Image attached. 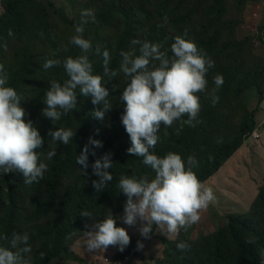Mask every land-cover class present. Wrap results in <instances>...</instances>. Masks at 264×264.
<instances>
[{"label": "trees", "instance_id": "16d2710c", "mask_svg": "<svg viewBox=\"0 0 264 264\" xmlns=\"http://www.w3.org/2000/svg\"><path fill=\"white\" fill-rule=\"evenodd\" d=\"M185 1L93 0L94 5L89 7V10L113 13L121 21V28L112 39H108L110 37L101 38L97 29L96 33L92 35L87 29L84 32V37L91 40L93 49L94 45L96 47L100 45L102 46L101 51L104 49L109 51L110 63L108 67L118 73L111 80L106 76L103 78V83L108 87L111 96L109 101L113 107L110 111L105 112L102 120L90 115L87 120L83 121L69 112L62 115L60 120L48 123L47 118L42 115V109L45 107L43 100L50 87V81L56 80L63 83L68 77L62 64L47 70L42 65L48 59L63 61L68 56L76 57L80 54V49L69 43L70 38L75 35L76 24L80 22L77 19L79 8L75 6V11H72L69 2L58 6L56 0H0V6L3 9L0 15V51L4 48L3 42L8 43L16 40L29 44L31 48L36 46L39 51L44 52L40 58L37 53L33 52L39 63L38 66L19 63L15 68L8 69V87H14L18 95L33 97L31 102L33 111L29 107L28 100L20 106L25 110V120L35 110L31 116L32 123L45 140L43 148L36 151L41 155L44 154L46 145L51 141V137L48 136L50 129L53 131L59 128L71 129L75 134L69 144L64 145L58 142L51 148L50 151L55 150V155L51 160L46 159L48 170L39 183L34 182L31 185H26L23 182L22 174L19 173L0 176V236L11 238L13 232L20 234L26 232L29 235V244L32 248L39 244L58 248L73 233L76 238L85 231L84 226L85 223H88V219L81 217L82 211L91 212L94 220H96L94 215H99L100 217L96 220L98 221L108 216L110 212L115 214L122 209L121 200L124 198L118 187L122 176L147 175L149 177V170L142 163L143 158L127 153V149L132 145L120 120L123 112L120 94L129 81L118 69L122 59L120 53L132 50L134 46L131 41L137 39L154 43L161 42L164 45L162 51H168V54L171 55L170 46L174 42L172 41L174 36L172 31L175 34L179 33V36L185 39V32L192 33V31L185 30V26L188 19L192 17L195 1H190L182 12ZM135 23L144 27L133 28L132 25ZM60 28L69 29L72 33L64 38ZM9 29L13 33L12 36L8 35ZM258 38L264 45V26L260 28ZM196 43L200 49L202 46L211 57L213 47L206 40L200 38V40H196ZM136 47L138 48V46ZM15 55L17 54L15 53ZM89 58L93 64V74L103 76L104 66L101 56L90 54ZM218 72L219 66L214 63V67L209 69L206 79ZM243 82L248 88H253L260 94L256 108L250 111V119H252L255 130V114L264 95V62L254 71L252 79L245 78ZM199 101L200 114H202L205 104L203 101ZM102 107L98 109H102ZM223 107L224 102L218 100L215 106L211 104L209 111L217 114ZM35 116L37 117L35 118ZM197 118L201 120L202 117L198 116ZM181 120H188V116L184 115ZM244 132L242 131L240 135ZM157 135L159 139L153 150L154 153L160 157L167 155V152L179 154L184 160L186 168L188 167V157H194L196 166L191 170L201 183L214 175L243 142L249 139L243 141L240 136L234 137L232 140H219L213 144L214 148L204 142L202 144H206L204 148L209 149L205 150L199 145L201 142L197 140L199 133L195 125L184 124L181 127L180 121L174 122L171 127L161 125ZM89 137L101 141L103 147L95 148L89 145L88 168L84 170L77 163L76 158L88 144ZM214 140H218V136ZM93 151L95 156L91 154ZM109 152L112 154V167L108 171L113 178L103 188V191L97 192L92 187V181L99 178L93 175L92 164L96 159ZM262 194L264 195V190ZM125 202L122 204L123 207ZM93 222L92 220L89 224ZM225 233L226 261L223 259L220 249L222 233H218L215 238L217 241L216 250L219 255L215 264H260L259 251L264 249V196L256 200L249 215L244 218H231L225 226ZM143 239L145 238L132 239L130 243L135 244ZM247 240L250 242V250L246 245ZM0 246H8V242L0 239ZM240 246L245 250L240 251L235 258H230ZM188 247H191V241L188 242ZM201 247L202 242L189 250L186 257H180L179 253L171 249L163 264H197L196 258L201 255Z\"/></svg>", "mask_w": 264, "mask_h": 264}, {"label": "clouds", "instance_id": "9594fccd", "mask_svg": "<svg viewBox=\"0 0 264 264\" xmlns=\"http://www.w3.org/2000/svg\"><path fill=\"white\" fill-rule=\"evenodd\" d=\"M87 15H91L87 10L82 13L80 22L75 26V35L69 40L71 45L80 49V54L76 57L68 56L63 61L48 59L42 65L47 70L62 64L68 77L63 83L50 81V87L45 93L42 115L52 121L59 120L62 115L76 109L77 88L83 97H91L94 106L103 105L102 109L93 110L91 115L94 118L102 120L105 112L113 107L108 100L110 93L103 83V78L106 76L111 80L118 73L108 67L109 51H101L100 47H96L94 54L102 56L104 73L103 76L93 74V64L89 58L90 54H93V45L91 40L84 37L85 25L88 23L84 16ZM8 35H13L11 29ZM131 44L134 46L131 51L120 53L122 59L119 71L129 81L120 94V102L123 104L120 120L132 145L127 149V153L142 157L143 165L150 168L155 176L151 180L147 175L122 176L118 184L120 192L127 197L120 219L130 227L138 221L141 222V237L132 239H145L135 244L130 243V236L125 228L116 226L117 218L111 212L100 221L94 220L93 214L87 210L80 213L82 218L94 221L91 224L85 223V231L82 232L88 253L105 251L109 246L119 250L114 252L110 259H101V264H132L131 261L138 257L137 250L145 249L144 245L151 239L158 240L157 228L163 229L164 234H178L180 229L197 223L201 210H206L215 200L213 190L205 187V180L201 183L191 170L196 166L194 157H188L186 168L179 154L169 152L164 157H159L153 151L159 139L157 133L161 125L171 127L174 122L180 121L183 127L184 124L194 126L193 121L199 122L197 117L200 103L196 93L205 91L208 84L206 77L209 69L214 67V61L203 49H198L195 42L181 36L174 38L170 46L171 55L168 51H162L164 45L161 42L133 39ZM8 79V73L0 64V176L19 173L24 178V184L39 183L48 170V165L36 150L43 148L45 140L31 120L25 122L26 113L20 106L21 97L14 88L6 86ZM213 82L217 88L221 87L223 76L215 75ZM218 99L213 97V106ZM184 115L188 116V120H181ZM96 131L99 132L98 129ZM254 134L257 137L255 131ZM74 135L71 129L65 128L48 131L53 143L61 142L64 145L69 144ZM255 135L251 137L252 140ZM251 138L244 141L214 175L244 144L249 143ZM89 145L95 148L103 147L101 141L89 137L88 144L76 158L84 170L88 168ZM91 154L95 156L94 151ZM54 155L53 149L47 153L45 159L51 160ZM111 156L110 152L106 153L92 164L93 175L99 178L92 181V187L97 192L103 191L113 178L108 171L112 167ZM85 174L87 175L86 171ZM255 202L256 200L252 201L245 213L229 214L224 219V225L226 226L231 218H244L249 215ZM187 235L180 234V239L176 236L174 240L168 241L161 257L155 259L156 264H163L171 249L179 253L180 257H186L187 252L191 250L185 240ZM0 239L8 242V246H0V264H30L28 256L32 247L28 233L13 232L11 238L0 236ZM161 241L166 243L165 240ZM246 245L250 250L248 240ZM133 248L134 251L131 252ZM120 252L123 255H115ZM259 252L260 264H264V249ZM40 255L43 258V253Z\"/></svg>", "mask_w": 264, "mask_h": 264}, {"label": "rangeland", "instance_id": "374dc122", "mask_svg": "<svg viewBox=\"0 0 264 264\" xmlns=\"http://www.w3.org/2000/svg\"><path fill=\"white\" fill-rule=\"evenodd\" d=\"M56 1L58 6L69 2L72 11H75V6H78L77 19L79 21L82 18V13L86 10L89 11L91 15L84 16V18L88 20L85 29L89 31L90 35L96 33L97 29L101 38L110 37L108 39H112L115 38L113 36L121 28L120 19L114 16L113 13L103 10H89V7L94 5L93 0ZM121 1L124 2L125 0ZM190 1L192 0L185 1L182 12ZM194 1L195 6L192 10V17L188 19L185 26V30L192 31V33L185 32L186 39L195 42L198 49H200V46L196 43V40H200V38L206 40L213 47L211 57L209 53L207 55L219 66V72L207 79L208 84L205 91L196 93L199 96V100L205 104L204 112L200 114V107L198 114V116L202 117L201 120L197 118L198 123L193 121L199 133L197 140L201 142L199 145L203 148L206 144L214 148L213 144L216 141L232 140L234 137L242 136L244 141L255 135L254 125L252 119H250V111L256 108L260 94L257 90L248 88L243 79H252L254 71L264 62V45L258 38L260 28L264 26V0ZM2 12L3 9L0 6V15ZM93 17L95 18L94 21ZM134 21H137V19H134ZM132 27L143 28L144 26L135 23ZM60 31L64 38H67L72 33L71 30L63 28H60ZM172 33L174 34L172 41H174V38L179 36V33L175 34L173 31ZM3 44L4 48L0 51V64L4 66V70L7 73L9 68H15L19 63L38 66L39 63L33 52L38 54V58L44 55V52L39 51L38 47L31 48L29 44L23 41L17 42L13 40L8 43L3 42ZM97 47L101 49L102 46L99 45ZM95 48L96 45H94L93 52ZM201 49L204 50L202 46ZM217 74L223 76V85L217 89L218 91L215 89L216 85L213 82V77ZM8 85L9 83L7 82L6 86ZM76 93L77 105L76 109L71 111V113L79 120H87L95 108L103 106L102 104L94 106L91 102V97L80 95L78 88ZM19 96L21 97V104L28 100L29 107L33 111L31 104L33 97L30 95ZM214 96L224 102V107L217 114L209 111ZM109 99H111V96L108 97ZM34 113L35 110L26 118L25 122L28 120L33 122L31 116ZM47 120L48 123L54 122L49 118ZM242 131L245 132L240 135ZM217 136L218 140H214ZM258 138L256 135L253 140L251 138V141L235 154L216 175L203 182L205 187L213 190L215 200L206 210H201L200 220L191 226L180 229L178 234H168L166 232L164 234L163 229L157 228L156 237L158 240L151 239L144 245L145 249L137 250L138 257L131 261L132 264H156L155 259L161 257L167 242L174 240L176 236L180 239V234H188L185 240L187 242L191 241L190 249L195 248L197 244L202 242L201 255L196 258L197 264H215V260L219 255L216 250L217 241L215 237L218 233H222L220 249L223 259L226 261L224 219L229 214L245 213L253 200L264 196L262 194L264 190V162L258 154L252 152L255 142H259ZM204 142L206 144L202 145ZM57 143H53L51 140L46 145L45 152L41 155V159L45 163L47 153ZM157 156L160 157V155ZM148 170L149 179L151 180L154 178L155 173L150 168ZM123 198L121 200L122 209L112 214L117 218L116 226L125 228L130 240L132 237H141L139 232L140 221L130 227L120 219L123 216L122 204L126 201L124 194ZM94 217L97 220L100 216L94 215ZM90 222L92 220H88V224ZM161 240H165L166 243H162ZM84 241L85 237L82 234L76 238L71 235L58 248L39 244L37 247L32 248L28 259L30 264H94V262L101 264V259L103 261L106 260L105 258L110 259L114 252L119 251L117 247L109 246L105 251L99 250L95 254H91L86 251ZM243 250L245 249L240 246L230 258H235ZM133 251L134 248L131 252ZM41 253H43V258H41ZM115 255L123 254L120 252L115 253Z\"/></svg>", "mask_w": 264, "mask_h": 264}, {"label": "crops", "instance_id": "0c3cea01", "mask_svg": "<svg viewBox=\"0 0 264 264\" xmlns=\"http://www.w3.org/2000/svg\"><path fill=\"white\" fill-rule=\"evenodd\" d=\"M255 123H256V127L254 131L259 137L258 138L259 142L255 143L254 145L255 147L254 150H252V152L258 154L262 159V161L264 162V95L261 104L258 106V111L255 114ZM245 146L246 144H244L240 150H242Z\"/></svg>", "mask_w": 264, "mask_h": 264}]
</instances>
